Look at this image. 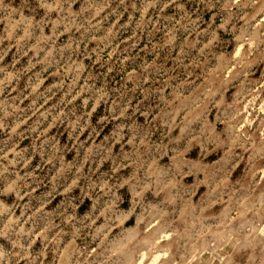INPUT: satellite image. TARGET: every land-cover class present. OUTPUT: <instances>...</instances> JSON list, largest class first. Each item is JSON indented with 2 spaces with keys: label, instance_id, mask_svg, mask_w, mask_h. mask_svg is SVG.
<instances>
[{
  "label": "rangeland",
  "instance_id": "obj_1",
  "mask_svg": "<svg viewBox=\"0 0 264 264\" xmlns=\"http://www.w3.org/2000/svg\"><path fill=\"white\" fill-rule=\"evenodd\" d=\"M0 264H264V0H0Z\"/></svg>",
  "mask_w": 264,
  "mask_h": 264
},
{
  "label": "bare ground",
  "instance_id": "obj_2",
  "mask_svg": "<svg viewBox=\"0 0 264 264\" xmlns=\"http://www.w3.org/2000/svg\"><path fill=\"white\" fill-rule=\"evenodd\" d=\"M154 261V260H153Z\"/></svg>",
  "mask_w": 264,
  "mask_h": 264
}]
</instances>
